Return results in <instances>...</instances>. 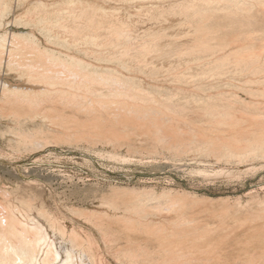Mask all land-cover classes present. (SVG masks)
Here are the masks:
<instances>
[{
    "label": "rangeland",
    "instance_id": "374dc122",
    "mask_svg": "<svg viewBox=\"0 0 264 264\" xmlns=\"http://www.w3.org/2000/svg\"><path fill=\"white\" fill-rule=\"evenodd\" d=\"M262 51L264 0H0V221L58 264H264Z\"/></svg>",
    "mask_w": 264,
    "mask_h": 264
},
{
    "label": "bare ground",
    "instance_id": "6f19581e",
    "mask_svg": "<svg viewBox=\"0 0 264 264\" xmlns=\"http://www.w3.org/2000/svg\"><path fill=\"white\" fill-rule=\"evenodd\" d=\"M185 1V0H184ZM187 1V0H186ZM230 1V0H229ZM181 2V1H180ZM191 2V1H190ZM194 2V1H192ZM239 2V1H238ZM188 3V2H187ZM232 3V2H231ZM178 7V6H177ZM187 7V6H186ZM194 8V6H192ZM167 8V7H166ZM175 8V7H174ZM179 8V7H178ZM188 9V8H186ZM207 9V8H206ZM201 10V9H200ZM199 10V11H200ZM210 10V9H209ZM115 12V11H114ZM174 12V11H173ZM197 12V11H192ZM103 13V12H102ZM108 13V12H107ZM169 13V12H168ZM96 14V13H95ZM191 14V13H190ZM106 15V13H105ZM181 15V14H180ZM82 16V15H81ZM123 16V15H121ZM107 17V16H106ZM109 17V16H108ZM127 17V16H126ZM157 17V16H156ZM196 17V16H195ZM191 18V17H190ZM173 19V18H172ZM170 20V19H167ZM158 21V20H157ZM175 21V20H173ZM171 20V23H173ZM65 22V21H64ZM123 22V21H122ZM156 25V24H154ZM175 25V24H174ZM192 25V23H191ZM197 25V24H196ZM199 25V24H198ZM178 26H180L178 24ZM177 26V27H178ZM182 29V27H181ZM181 31V30H180ZM190 31V30H188ZM198 30H196L197 32ZM185 32V31H184ZM182 32V33H184ZM194 32V30H193ZM192 32V33H193ZM204 32V31H203ZM208 32V31H207ZM180 33V32H179ZM248 34V33H247ZM179 35V34H178ZM208 35V34H207ZM251 36V35H249ZM61 37V36H60ZM246 38V37H245ZM255 38V37H254ZM257 38V37H256ZM255 40V39H253ZM257 40V39H256ZM260 40V39H258ZM185 41V40H184ZM192 42V41H191ZM188 44V41L187 43ZM193 44V43H192ZM191 45V44H190ZM180 46V45H179ZM186 48V46L184 45ZM181 48V47H180ZM183 48V47H182ZM189 48V47H187ZM192 48V47H191ZM243 48V47H242ZM178 49V48H177ZM199 49V48H198ZM179 51V50H178ZM262 51L261 53H263ZM246 61V60H245ZM38 62V61H37ZM35 65V64H33ZM33 65L31 68H33ZM41 64H39L40 66ZM31 65H29L30 67ZM46 66V65H44ZM42 66V67H44ZM37 68V66H36ZM39 68V67H38ZM37 68V69H38ZM35 69V68H34ZM40 69V68H39ZM44 69V68H43ZM49 69V68H48ZM42 70V68L40 69ZM47 72V68L45 69ZM238 71V70H236ZM245 72V71H244ZM54 73V72H53ZM40 74V73H39ZM252 74V73H251ZM37 78V77H36ZM72 78V77H71ZM120 79V78H119ZM67 80V79H65ZM55 81V80H53ZM113 81V80H112ZM120 82V81H119ZM113 84V83H112ZM56 85V84H54ZM245 85V84H244ZM8 86V85H7ZM80 86V85H79ZM78 86V87H79ZM114 86V85H113ZM117 86V84L115 85ZM63 87V86H62ZM67 87V86H66ZM75 87V86H73ZM86 87V85H85ZM111 87V86H110ZM6 88V87H5ZM107 88V87H106ZM19 89V88H17ZM8 90V89H6ZM81 90V89H80ZM16 91V90H15ZM19 91V90H18ZM91 91V90H90ZM111 91V90H110ZM17 92V91H16ZM30 92V91H29ZM78 92V91H77ZM82 92V91H81ZM97 92V91H95ZM106 92V91H104ZM31 93V92H30ZM103 93V92H102ZM108 93V92H107ZM105 94V93H104ZM111 94V92H110ZM113 94V93H112ZM23 95H28L24 92ZM108 95V94H107ZM114 95V94H113ZM117 95V94H116ZM29 96V95H28ZM115 96V95H114ZM108 97H110L108 95ZM120 97V96H119ZM127 98V97H126ZM79 99V98H78ZM40 101V100H39ZM44 101V100H43ZM72 101V100H71ZM84 101V100H83ZM61 102V101H60ZM81 102V101H80ZM13 104V101L9 103ZM89 104V103H88ZM38 106V104H37ZM86 106V105H84ZM89 106V105H88ZM91 106V105H90ZM87 107V106H86ZM120 107V106H119ZM108 108V107H107ZM104 109V108H103ZM106 109V108H105ZM104 109V110H105ZM108 110V109H107ZM121 110V109H120ZM87 111V110H85ZM118 111V110H117ZM239 114V113H238ZM64 115V114H63ZM17 116V115H16ZM57 117V116H56ZM56 119V118H55ZM170 119V118H169ZM49 120V119H48ZM54 121V120H53ZM62 126V125H60ZM69 129V128H68ZM201 129V128H200ZM219 129V128H218ZM221 129V128H220ZM216 130V129H215ZM222 131V130H220ZM246 142V141H245ZM249 142V141H248ZM9 206V205H8ZM5 207V206H4ZM12 207V206H11ZM5 209V208H4ZM11 209V208H10ZM13 210V208L11 209ZM11 210H7L8 212ZM5 212V210H4ZM4 215L0 221V264H58L61 260L60 254L55 250L53 242L44 235L40 226H29L17 220L11 213ZM19 216V215H18ZM34 223V221H32ZM136 261V260H135ZM60 264H76L72 254H67L66 260ZM83 264V262L79 263Z\"/></svg>",
    "mask_w": 264,
    "mask_h": 264
}]
</instances>
